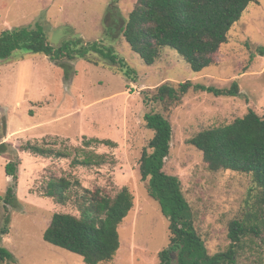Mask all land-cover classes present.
<instances>
[{
  "label": "rangeland",
  "instance_id": "374dc122",
  "mask_svg": "<svg viewBox=\"0 0 264 264\" xmlns=\"http://www.w3.org/2000/svg\"><path fill=\"white\" fill-rule=\"evenodd\" d=\"M136 2L0 0V34L38 24L55 47L78 37L86 41L103 38L136 74L135 79L129 78L116 65H96L84 58L65 67L41 53L0 61V143H11L22 159L19 202L17 207L9 206L11 221L5 234L1 233L5 204L0 198V245L8 248L16 261L0 264H87L80 255L44 240L43 233L55 213L82 215L76 197L63 204L47 195L53 177L79 180L83 187L110 196L128 187L135 199L119 226L121 246L113 260L101 264H159V252L170 242L169 219L149 194L148 182L140 172L143 150L154 135L144 121L150 111L163 113L172 123L173 138L164 170L181 178L209 252L227 250L230 222L243 217L248 201H252V177L230 170L211 171L203 152L188 140L204 129L234 121L249 109L264 115V56L257 53V47L264 45V0L250 3L232 27L229 41L216 54V63L201 72L192 70L170 47L161 49L153 65L146 64L121 32L124 19L108 31L107 22L113 14L109 8L117 6L127 18ZM187 80L216 88H229L238 81L240 94L216 96L190 89L170 111L147 97L163 83L178 87ZM29 141L66 155L47 157L23 151ZM89 152L102 155V161L73 163ZM12 157L11 151L0 153V197L11 183L5 166ZM256 242L258 238L253 249H245L240 264H264V245L260 262Z\"/></svg>",
  "mask_w": 264,
  "mask_h": 264
},
{
  "label": "trees",
  "instance_id": "16d2710c",
  "mask_svg": "<svg viewBox=\"0 0 264 264\" xmlns=\"http://www.w3.org/2000/svg\"><path fill=\"white\" fill-rule=\"evenodd\" d=\"M119 1L115 0V3ZM256 1L259 0H137L127 18L116 10L117 6L110 7L113 14L112 20L107 22V28L109 32L113 31L114 26L124 19L120 25L123 36L132 50L148 65L155 63L161 49L170 47L177 51L192 70L201 72L216 63V54L229 41L232 27L241 20L250 3ZM32 53L45 54L51 61L65 67L80 58L96 65H116L129 78H136L134 68L103 38L86 41L78 37L55 47L38 24L6 29L0 34V61L23 59ZM257 53L264 56V45L257 47ZM97 55L102 58L99 59ZM190 89L216 96L240 94L238 81H234L229 88H216L187 80L180 82L178 87L163 83L157 87L156 93L147 97L152 102H160L165 110L170 111ZM144 121L147 128L154 131V135L143 150L141 176L148 182L149 194L160 203L162 212L169 219L170 242L159 252V264H240L245 249H253L255 238L259 240L256 242L259 250L255 253L262 262L264 115L249 109L234 121L204 129L188 140L203 152L204 161L211 171L246 173L251 175L254 183L250 193L252 201H248L243 217L230 222V244L227 250L214 254L209 252L206 240L197 229L181 178L164 170L173 138L171 121L156 111L146 113ZM105 142L112 143L110 140ZM22 150L47 157L66 155L61 150L30 141L22 146ZM8 151H11L13 157L5 166L11 183L4 196L0 197L5 204L2 234L9 232V206H18L17 189L22 164L19 151L9 142H1L0 153ZM101 159L102 155L94 156L89 152L82 160L75 159L73 163L99 164ZM80 188L82 193L79 192ZM47 195L63 204L76 197L82 215L55 213L43 233L45 241L80 255L87 264L113 260L121 246L119 226L134 207L135 197L128 187L110 196L99 189L83 187L79 180L53 177L48 182ZM173 253L178 257L174 258ZM0 261L14 263L16 259L8 248L0 245Z\"/></svg>",
  "mask_w": 264,
  "mask_h": 264
},
{
  "label": "water",
  "instance_id": "95a60500",
  "mask_svg": "<svg viewBox=\"0 0 264 264\" xmlns=\"http://www.w3.org/2000/svg\"><path fill=\"white\" fill-rule=\"evenodd\" d=\"M173 257H174V258H177L178 255H177L176 253H173Z\"/></svg>",
  "mask_w": 264,
  "mask_h": 264
}]
</instances>
